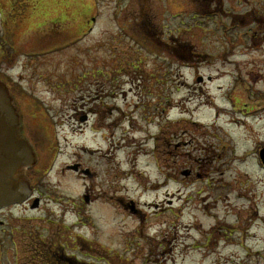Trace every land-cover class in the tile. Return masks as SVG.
Returning <instances> with one entry per match:
<instances>
[{
    "label": "rangeland",
    "instance_id": "1",
    "mask_svg": "<svg viewBox=\"0 0 264 264\" xmlns=\"http://www.w3.org/2000/svg\"><path fill=\"white\" fill-rule=\"evenodd\" d=\"M215 1L0 0L41 204L0 264H264V29Z\"/></svg>",
    "mask_w": 264,
    "mask_h": 264
},
{
    "label": "water",
    "instance_id": "2",
    "mask_svg": "<svg viewBox=\"0 0 264 264\" xmlns=\"http://www.w3.org/2000/svg\"><path fill=\"white\" fill-rule=\"evenodd\" d=\"M264 159V151L262 153ZM38 162L16 101L9 88L0 81V210L25 203L33 194L28 171ZM86 203L89 198L85 197ZM38 201L33 208H37Z\"/></svg>",
    "mask_w": 264,
    "mask_h": 264
},
{
    "label": "flooded vegetation",
    "instance_id": "3",
    "mask_svg": "<svg viewBox=\"0 0 264 264\" xmlns=\"http://www.w3.org/2000/svg\"><path fill=\"white\" fill-rule=\"evenodd\" d=\"M216 1L221 7L222 10L221 14L222 13L224 14V20L227 26L226 29L227 28L230 29L228 26L230 25L231 22H233L234 24L232 27L233 31L239 30L240 28L239 25H241L244 28H247L248 26L247 27L245 26L249 25L250 28L264 29V0H216ZM235 9L236 10L239 9L243 11V14L239 12L240 13L239 17H242L240 18V21H235L234 19L229 18V16H232L234 14L233 12L235 11ZM217 15H218L217 13L216 14L207 13V18L209 19V21H212L211 19L215 18ZM261 157L262 155H260V162L264 170V160H262ZM31 201H33V199L29 200L27 204H29V202ZM5 211L6 210L1 211L0 214H2ZM0 225L3 226L4 223L1 222ZM34 249L38 250L39 248L35 246ZM44 257L46 258L45 255ZM60 260L62 261V256ZM56 262H59V260H56Z\"/></svg>",
    "mask_w": 264,
    "mask_h": 264
},
{
    "label": "bare ground",
    "instance_id": "4",
    "mask_svg": "<svg viewBox=\"0 0 264 264\" xmlns=\"http://www.w3.org/2000/svg\"><path fill=\"white\" fill-rule=\"evenodd\" d=\"M91 142H93V140H91ZM120 148V147H119ZM118 148V149H119ZM120 150V149H119ZM149 192H151V193H154L155 191L153 190V189H150V191Z\"/></svg>",
    "mask_w": 264,
    "mask_h": 264
}]
</instances>
